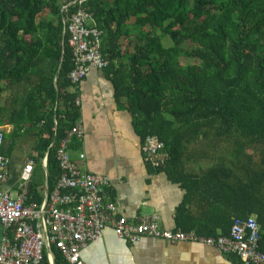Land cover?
I'll return each instance as SVG.
<instances>
[{
  "label": "trees",
  "instance_id": "16d2710c",
  "mask_svg": "<svg viewBox=\"0 0 264 264\" xmlns=\"http://www.w3.org/2000/svg\"><path fill=\"white\" fill-rule=\"evenodd\" d=\"M78 9L101 34L104 73L140 146L149 136L163 144L164 164L155 171L173 175L189 145L223 146L219 161L230 166L210 172L211 195L240 210L232 222L254 215L264 241V0H0V96L9 92L16 108L13 132L25 124L34 131L48 194L59 176V144L80 120L63 36V21ZM52 252L54 264H65Z\"/></svg>",
  "mask_w": 264,
  "mask_h": 264
},
{
  "label": "crops",
  "instance_id": "0c3cea01",
  "mask_svg": "<svg viewBox=\"0 0 264 264\" xmlns=\"http://www.w3.org/2000/svg\"><path fill=\"white\" fill-rule=\"evenodd\" d=\"M75 91L82 136L70 138L69 158L84 172L107 180L104 200L115 206L118 217L131 224L152 220L165 231L201 237L210 233L215 237L226 235L240 210L236 212L228 205L220 204L210 192L216 183V177L210 172L230 166L229 162L219 161L224 154L223 146L212 150L210 141L189 145L180 160L170 167L173 175L166 171L156 172L144 163L130 116L116 103L112 83L104 70L90 68ZM8 96L9 92L0 96L2 155L9 159L0 190L16 197L22 190L19 188L22 170L32 160L30 179L22 192L27 197L35 192L38 203H34L40 205L45 202L47 191L44 158L40 164L34 161L37 139L29 124L18 133L13 132L8 121L11 119L9 114L16 108L10 104ZM182 206L183 211L178 217ZM4 235L0 224V248ZM7 236L10 238L11 232ZM80 257L84 264H240L234 256L199 243H167L143 238L130 244L118 239L111 228L104 229L101 238L90 243Z\"/></svg>",
  "mask_w": 264,
  "mask_h": 264
},
{
  "label": "built area",
  "instance_id": "2783aa9c",
  "mask_svg": "<svg viewBox=\"0 0 264 264\" xmlns=\"http://www.w3.org/2000/svg\"><path fill=\"white\" fill-rule=\"evenodd\" d=\"M65 9V8H64ZM90 15L78 9L63 21V34L73 55V69L69 73L72 85H78L90 68L103 70L100 32L87 27ZM82 130L77 123L64 138L57 151L59 176L44 203L27 202L22 192L29 182L33 161L29 160L20 175V193L11 197L0 190V224L5 235L0 248V264H43L44 256L51 264L48 249L56 250L65 264H84L81 252L101 238L102 231L111 228L114 235L134 244L151 238L167 243L191 242L213 247L225 255L234 256L240 264H264V241L255 217L235 219L226 235L201 237L193 233L161 230L155 221L142 220L131 224L118 217L112 203L104 200L108 186L105 178L81 170L69 158L67 147L70 138L79 139ZM3 135L0 132V184L6 178L9 159L2 155ZM144 163L153 169L164 164L163 144L154 136L140 146ZM46 165V156L42 161ZM11 232V237L7 233Z\"/></svg>",
  "mask_w": 264,
  "mask_h": 264
},
{
  "label": "rangeland",
  "instance_id": "374dc122",
  "mask_svg": "<svg viewBox=\"0 0 264 264\" xmlns=\"http://www.w3.org/2000/svg\"><path fill=\"white\" fill-rule=\"evenodd\" d=\"M40 17H41V19H42V17H44V16H40ZM162 44H163L165 47H167V46L169 45L168 39L165 38V39L163 40ZM194 62H195V61H192L191 59H184V58H181V59H180V63H181L182 65L194 64ZM17 133H18V132H17ZM247 154H251V155H253V157L255 156V158H256V152H253V151H251V150H248V151H247Z\"/></svg>",
  "mask_w": 264,
  "mask_h": 264
},
{
  "label": "water",
  "instance_id": "95a60500",
  "mask_svg": "<svg viewBox=\"0 0 264 264\" xmlns=\"http://www.w3.org/2000/svg\"><path fill=\"white\" fill-rule=\"evenodd\" d=\"M74 3H76V1L74 2ZM73 3V4H74ZM63 36H64V34H63ZM61 64V63H60ZM46 195H47V191H46ZM48 253H49V255L51 256V264H54V261H53V259H52V251L50 250V249H48Z\"/></svg>",
  "mask_w": 264,
  "mask_h": 264
}]
</instances>
